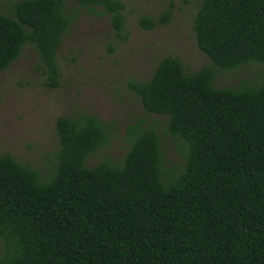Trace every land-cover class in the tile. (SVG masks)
<instances>
[{"label":"trees","instance_id":"trees-1","mask_svg":"<svg viewBox=\"0 0 264 264\" xmlns=\"http://www.w3.org/2000/svg\"><path fill=\"white\" fill-rule=\"evenodd\" d=\"M74 1L108 14L126 37L122 0ZM68 2L15 0L10 13L0 10V74L30 43L44 86L60 85L59 46L79 16ZM171 15L139 24L152 29ZM193 30L209 65L187 73L168 55L149 80L130 82L148 113L168 116L182 170L165 169L157 129L141 122L128 127L122 163L89 166L109 126L94 114L59 116L47 178L0 154V264H264V76L256 85H215L220 70L264 63V0H201Z\"/></svg>","mask_w":264,"mask_h":264},{"label":"rangeland","instance_id":"rangeland-1","mask_svg":"<svg viewBox=\"0 0 264 264\" xmlns=\"http://www.w3.org/2000/svg\"><path fill=\"white\" fill-rule=\"evenodd\" d=\"M15 0H0V10L10 13ZM125 4L126 37L119 38L108 14L89 13L74 0L68 7L79 16L61 39L58 61L61 83L56 88L43 84L40 55L26 43L22 54L0 74V154L10 153L30 164L47 178L56 165L59 148L56 119L94 114L110 128L108 141L87 157L89 166L108 158L122 163L130 149L128 127L141 122L157 129L165 169L179 172L185 164L180 142L168 131V116L148 113L131 81H146L168 55L181 59L187 73H194L211 60L197 43L193 23L201 0H122ZM172 8L170 20L146 29L141 16L154 18ZM113 47V50L111 48ZM264 63L247 62L218 71L217 87H236L247 81L258 84ZM2 240L0 238V251Z\"/></svg>","mask_w":264,"mask_h":264}]
</instances>
